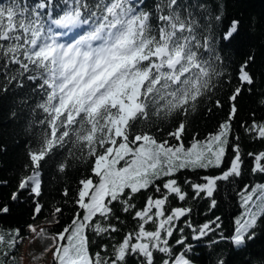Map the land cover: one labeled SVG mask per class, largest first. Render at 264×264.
<instances>
[{"label":"snow or ice","instance_id":"snow-or-ice-1","mask_svg":"<svg viewBox=\"0 0 264 264\" xmlns=\"http://www.w3.org/2000/svg\"><path fill=\"white\" fill-rule=\"evenodd\" d=\"M223 19L222 5L214 10L207 0H0V96L18 97L11 117L26 112L31 137L11 200H30L35 221L43 215L50 161L60 157V174L90 161L91 172L78 181L74 196L62 190L46 224L0 227V264H17L25 239L41 245L32 264L48 253L50 264H194L189 237L207 239L210 264H226L213 246L228 241L240 249L256 238L264 219L261 182L237 189L241 211L230 235L220 216L200 225L190 219L189 201L208 200L215 209L220 182L242 180L246 157L251 175L264 178V150L242 152L235 127L245 94L260 93L257 102L264 106V81L249 70L254 54L235 77L225 67L221 47L236 39L241 22L222 26ZM227 85L225 119L186 145L189 114ZM214 107L225 105L217 99ZM176 116L182 119L165 139L143 130L161 131L160 123ZM252 117L240 128L250 140L264 141V121L254 112ZM210 169L218 174L181 178ZM69 205L70 222L53 231ZM9 212V205H0V216Z\"/></svg>","mask_w":264,"mask_h":264},{"label":"trees","instance_id":"trees-1","mask_svg":"<svg viewBox=\"0 0 264 264\" xmlns=\"http://www.w3.org/2000/svg\"><path fill=\"white\" fill-rule=\"evenodd\" d=\"M149 3L152 0H148ZM207 3L215 10L222 5L224 19L222 26L228 25L233 19H238L240 24L239 34L236 39L226 47H221V55L225 58L227 67L235 77V72L238 66L251 54L255 55L254 62L250 65L249 70L252 74L264 81V0H207ZM235 83V78H233ZM261 86H264L262 84ZM231 92V86L227 85L223 88H217L211 94V100L207 97L199 102L198 111L195 114H189L187 117V131L184 134V143L187 145L192 140L193 136H198L199 139H204L209 133L216 131L218 124L225 119L227 115V96ZM260 93L256 92L249 96L245 94L239 101L240 112L236 119L235 127L241 136L242 152H258L264 150V141L250 140L245 136L240 124L243 121L251 123L255 113L257 121H264V106L258 104ZM18 97L13 95L0 96V180H7V185H0V205L7 204L10 207V212L7 215L0 216V227L9 229L19 227L26 229L25 217L32 211L31 201L27 203L13 202L11 194L16 190L17 181L20 173L23 171V164L26 162V145L31 137L25 132L26 121L28 115L26 112H21L16 118L11 117V111L17 107L15 101ZM221 100L225 107L218 109L214 107L215 100ZM212 108L209 112L208 109ZM182 119L181 116L174 117L170 122H161L157 131V126L145 125L144 131H151L157 136V139L167 138V132L172 131ZM136 130H140L139 126ZM175 143V141H172ZM228 155H231L229 149ZM60 159L50 161L45 166L43 195L40 197V203L43 204V214L50 215V206L54 202L61 201V192L67 187L70 195L74 196L77 183L83 177L91 175L90 161L79 163L71 167L65 174H60L56 171V163ZM248 167L244 170L242 180L229 184L220 182V187L215 198L218 206L215 209L209 208L208 200H200L192 203V214L190 219L200 225L215 216H220L223 221V232L225 235H230L234 227V218L239 215L241 209L239 207L236 191L243 184L251 181L264 183V178L253 177L250 172L251 160L246 157ZM216 175L218 170L210 169L207 172H185L181 174L197 179L203 175ZM22 200L27 199V193L21 197ZM142 204L143 200L138 198ZM178 203V202H177ZM71 205L64 208V215L61 217L60 226L57 231L61 230L65 224L70 222L72 216ZM129 226L133 222L128 219ZM183 224H181V227ZM187 231V230H186ZM256 238L249 241L244 247L237 249L230 242L223 241L218 246H213L217 253H223L226 264H264V219L260 221V227L256 229ZM177 236L179 233L176 234ZM215 237H213L214 239ZM189 243L194 245V249L189 253V258L194 264H210L209 253L212 251L207 246V239L204 241H192L189 237ZM21 245V244H20ZM20 245L16 252L17 264H20L18 254ZM179 249V246H176ZM95 250V249H94ZM130 264H135L130 260Z\"/></svg>","mask_w":264,"mask_h":264},{"label":"rangeland","instance_id":"rangeland-1","mask_svg":"<svg viewBox=\"0 0 264 264\" xmlns=\"http://www.w3.org/2000/svg\"><path fill=\"white\" fill-rule=\"evenodd\" d=\"M31 212L25 217V225L28 223H35L37 225L46 224L47 221L45 220V217H47L48 220H51L50 215H41L39 219L32 221L31 220ZM53 231H57L56 228L53 229ZM41 249V245L39 242H32L29 243L27 239L24 240V242L20 245L19 249V262L20 264H32V256L35 255L37 252H39ZM51 261V253H48V255L39 262V264H50Z\"/></svg>","mask_w":264,"mask_h":264}]
</instances>
